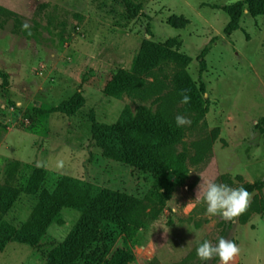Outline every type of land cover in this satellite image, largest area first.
Returning a JSON list of instances; mask_svg holds the SVG:
<instances>
[{"label":"rangeland","instance_id":"rangeland-1","mask_svg":"<svg viewBox=\"0 0 264 264\" xmlns=\"http://www.w3.org/2000/svg\"><path fill=\"white\" fill-rule=\"evenodd\" d=\"M241 1L0 0V186L16 193L0 221L16 230L35 224L41 199L66 180L141 200L168 181L173 188L163 206L146 202L142 222L129 235L102 223L97 241L75 264H104L117 251L132 255L128 264H219L218 257L201 261L196 248L221 237L240 248L234 264H264V212L253 210L264 187L252 193L244 224L242 214L225 221L206 214L203 198L195 201L203 181L233 188L264 181V15L251 18L244 6L236 30L228 32L226 9ZM147 43L167 44L189 58L186 72L204 88L203 126L192 127L182 105L172 106L175 118L191 121L180 126L184 139L177 149L185 153L183 183L131 166L93 138V125L104 124L146 148L160 145L159 137L136 129L144 115L126 93H106L113 77L132 79L133 62ZM202 143L210 147L195 164ZM34 171L43 176L33 193ZM73 190L70 185L60 194L37 246L8 243L0 264H46L79 220Z\"/></svg>","mask_w":264,"mask_h":264},{"label":"trees","instance_id":"trees-1","mask_svg":"<svg viewBox=\"0 0 264 264\" xmlns=\"http://www.w3.org/2000/svg\"><path fill=\"white\" fill-rule=\"evenodd\" d=\"M244 6L251 18L264 15V0L237 2L226 9L230 18L228 32L236 30ZM189 63V58L173 52L167 44L142 45L133 62L132 79L125 82L117 76L113 77L107 85L106 93L115 98L126 93L128 99L136 103L138 112L144 115L136 129L159 137L161 143L158 147L146 148L132 139L115 133L110 126L94 124L93 138L97 147L105 152L118 155L122 161L144 172L158 177L169 175L179 183H183L188 175L185 153L177 149L183 144L184 131L176 124L172 110L173 103L177 102L182 105L183 112L192 118L194 128L200 123L204 125V118L208 111L203 99V85L197 86L186 72ZM181 90H185L190 96L188 104L181 103L179 95ZM146 103H149L150 108H154L153 113L149 110L150 108L142 105ZM196 146L193 157L195 164L202 160L210 143ZM42 176V171H34L29 180L31 192H35ZM70 185L74 189L71 206L80 213V217L64 241L49 253L46 264H75L82 251L97 241L102 223L114 225L124 235H129L142 222L147 209L146 202L163 206L169 199L173 188L170 182L162 181L161 192L152 193L141 200L104 190L82 181L66 180L58 185L53 194H45L41 199L39 218L35 224L16 230L0 221V251L8 243L13 242L36 247L51 221L56 206L62 201L60 194ZM242 187L253 193L263 189L264 181L245 184ZM15 194L13 189L0 186V211L5 213L10 210ZM253 210L256 214L263 213L264 199ZM246 221L247 215L242 214L241 224ZM132 260L129 252L117 251L110 261L104 264H128Z\"/></svg>","mask_w":264,"mask_h":264},{"label":"clouds","instance_id":"clouds-1","mask_svg":"<svg viewBox=\"0 0 264 264\" xmlns=\"http://www.w3.org/2000/svg\"><path fill=\"white\" fill-rule=\"evenodd\" d=\"M22 28L25 30L30 28L27 21L23 23ZM179 95L181 96L182 104L190 102L191 98L185 90H181ZM175 120L178 127L190 125L191 123L184 115H177ZM201 198H203V201L207 205V215L219 216L225 221H234L249 207L252 193L243 187L233 188L228 184L203 181L197 188L195 201L199 202ZM192 202L190 201L187 207L191 206ZM196 239H198V234L196 235ZM192 242L189 241L188 246ZM239 253L240 248L237 243L224 237H221L215 245L209 240H204L196 248V255L201 261L207 262L218 257L219 264H234L235 258Z\"/></svg>","mask_w":264,"mask_h":264},{"label":"crops","instance_id":"crops-1","mask_svg":"<svg viewBox=\"0 0 264 264\" xmlns=\"http://www.w3.org/2000/svg\"><path fill=\"white\" fill-rule=\"evenodd\" d=\"M108 81H109V80H108ZM108 81H107V82H108ZM107 82H106L105 84H107ZM88 83L96 84V82H93V81H90V82H88ZM88 85H89V84H88ZM88 85H87V86H88ZM98 90H99V89H98ZM12 155L18 157V159L22 158V156H18V154H15V153H13Z\"/></svg>","mask_w":264,"mask_h":264}]
</instances>
